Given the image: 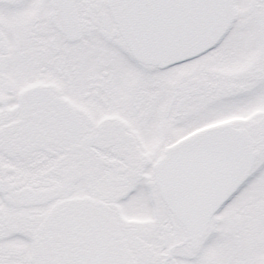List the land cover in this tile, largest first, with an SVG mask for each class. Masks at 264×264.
Masks as SVG:
<instances>
[{
  "label": "snow or ice",
  "instance_id": "1",
  "mask_svg": "<svg viewBox=\"0 0 264 264\" xmlns=\"http://www.w3.org/2000/svg\"><path fill=\"white\" fill-rule=\"evenodd\" d=\"M0 264H264V0H0Z\"/></svg>",
  "mask_w": 264,
  "mask_h": 264
}]
</instances>
